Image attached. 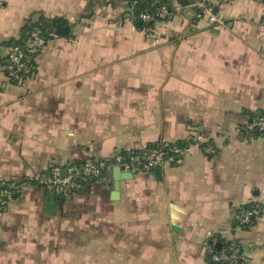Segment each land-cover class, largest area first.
<instances>
[{"label": "crops", "instance_id": "crops-1", "mask_svg": "<svg viewBox=\"0 0 264 264\" xmlns=\"http://www.w3.org/2000/svg\"><path fill=\"white\" fill-rule=\"evenodd\" d=\"M214 5L222 26L186 7L145 31L123 6L79 18L85 0H0V42L37 13L73 26L29 82L0 71V186L15 190L0 211V264H206L214 236L264 264V137L242 136L264 111V3ZM197 136L213 156L193 144L181 165L115 179L117 153ZM88 160L110 165L69 200L33 184ZM248 203L255 223L234 228Z\"/></svg>", "mask_w": 264, "mask_h": 264}, {"label": "built area", "instance_id": "built-area-1", "mask_svg": "<svg viewBox=\"0 0 264 264\" xmlns=\"http://www.w3.org/2000/svg\"><path fill=\"white\" fill-rule=\"evenodd\" d=\"M213 1L194 0L188 7L196 9L199 19L206 21L211 26L219 27L223 25V19L216 11ZM180 9L176 4L172 6L173 12H178ZM167 11V8L163 6L156 11L154 16L143 13L139 16V19L143 22L154 21L155 18L165 17ZM48 43L49 41L41 35L39 30H33L26 38L23 47L12 46L6 49L4 55L7 58V63L0 65V71L10 81H15L16 83L29 82L34 75L36 58ZM247 128H257L260 131H264V117L251 121ZM193 139L197 145L203 143L201 137L197 136ZM187 149L174 146L170 149L172 155L168 156L160 149L144 150L142 153L127 156L117 153L110 164L115 167H121L123 172L130 174L139 171L148 172L154 168L181 165ZM202 152L206 156H213L215 150L211 145H207L202 149ZM110 164L102 161L88 160L80 166H54L44 173L38 174L34 178V183L38 187L50 189L58 198L69 200L80 185L87 183L90 179H100ZM9 198H11V192L8 189H0V206L6 204ZM250 215V213H244L242 215V222L247 223ZM204 248L206 252H210L208 240L204 242ZM212 259L215 262L229 261L230 264H237L235 262L237 259L243 260V263L245 261L243 253L238 254L237 251L230 256L222 252L214 255Z\"/></svg>", "mask_w": 264, "mask_h": 264}, {"label": "trees", "instance_id": "trees-1", "mask_svg": "<svg viewBox=\"0 0 264 264\" xmlns=\"http://www.w3.org/2000/svg\"><path fill=\"white\" fill-rule=\"evenodd\" d=\"M87 2V8L83 13L79 15V18H90L91 13L90 9L93 8L94 5H97L99 2L106 5L115 6H123L129 15V18L133 21L134 26L137 29L149 31L153 29L154 25L157 22H162L167 20L170 16H172L175 12L172 11V6L176 4L180 8H186L190 6L194 0H85ZM215 1V0H214ZM213 1V4H214ZM264 3V0H260ZM167 8V15L163 18H155L154 21L143 22L139 19V16L143 13H147L151 16H154L156 11L160 7ZM72 24L63 17H45L41 13H37L35 17H31L25 20L21 28L19 29L18 36L16 38H10L8 40L0 42V49H7L12 46L23 47L26 38L33 30H39L41 35L48 40L49 42L56 38H65L69 39L72 36ZM7 63V58L5 55L0 56V65H5ZM16 83L15 81H11ZM264 117V111L262 113L256 114L253 116V120ZM242 136H255V137H264V131H260L257 128H242ZM196 144L193 137L186 140H179L174 143H165V142H156L145 146L144 149L138 151H130L119 152L122 156L133 155L142 153L144 150H153L160 149L163 151L166 156L172 155L170 153V149L174 146L179 148H189L191 145ZM210 145V142H203L199 145V148L202 149ZM82 164L76 165L80 166ZM103 174L101 175V178ZM99 179H90L87 183L96 181ZM33 183V182H32ZM35 184V183H33ZM85 184V183H84ZM0 189H8L11 192V198L15 196V190L13 188H9L8 186H0ZM48 189V188H46ZM6 204L0 206V211L4 209ZM260 210V206L254 203H248L241 207H239L235 211V217L232 221V226L234 228L238 227L241 230H246L250 228L256 220L258 212ZM244 213H250L251 215L248 218L247 223L242 222V215ZM208 246L210 252H205V262L206 264H230L229 261H219L215 262L212 257L214 255L220 254L224 252L228 256L234 254L236 251L238 254L242 253V250L239 244L236 241H225L220 236L211 237L208 240ZM237 264H242L243 260L237 259L235 261Z\"/></svg>", "mask_w": 264, "mask_h": 264}, {"label": "water", "instance_id": "water-1", "mask_svg": "<svg viewBox=\"0 0 264 264\" xmlns=\"http://www.w3.org/2000/svg\"><path fill=\"white\" fill-rule=\"evenodd\" d=\"M113 172H114V176H115V179L117 180V179H119V178H121V172H122V168L120 167H114L113 168ZM124 174V176L126 177V178H130L131 177V174L130 173H127V172H125V173H123Z\"/></svg>", "mask_w": 264, "mask_h": 264}, {"label": "rangeland", "instance_id": "rangeland-1", "mask_svg": "<svg viewBox=\"0 0 264 264\" xmlns=\"http://www.w3.org/2000/svg\"><path fill=\"white\" fill-rule=\"evenodd\" d=\"M9 199H10V198H9ZM9 199H8V200H9Z\"/></svg>", "mask_w": 264, "mask_h": 264}]
</instances>
